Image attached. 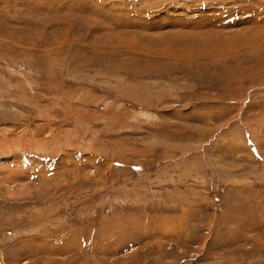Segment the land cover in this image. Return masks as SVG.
Segmentation results:
<instances>
[{"label":"rangeland","instance_id":"obj_1","mask_svg":"<svg viewBox=\"0 0 264 264\" xmlns=\"http://www.w3.org/2000/svg\"><path fill=\"white\" fill-rule=\"evenodd\" d=\"M0 264H264V0H0Z\"/></svg>","mask_w":264,"mask_h":264}]
</instances>
